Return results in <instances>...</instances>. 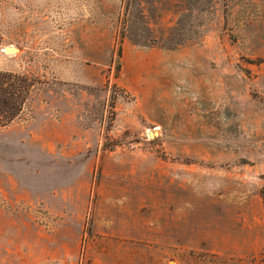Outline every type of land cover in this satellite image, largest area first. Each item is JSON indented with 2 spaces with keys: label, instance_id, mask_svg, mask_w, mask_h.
Masks as SVG:
<instances>
[{
  "label": "rangeland",
  "instance_id": "1",
  "mask_svg": "<svg viewBox=\"0 0 264 264\" xmlns=\"http://www.w3.org/2000/svg\"><path fill=\"white\" fill-rule=\"evenodd\" d=\"M0 35L39 83L0 129V264H90L120 193L167 210V264H264V0H0Z\"/></svg>",
  "mask_w": 264,
  "mask_h": 264
},
{
  "label": "crops",
  "instance_id": "2",
  "mask_svg": "<svg viewBox=\"0 0 264 264\" xmlns=\"http://www.w3.org/2000/svg\"><path fill=\"white\" fill-rule=\"evenodd\" d=\"M139 78L142 80L141 76ZM108 184L119 186L122 192L128 189L106 178L101 179L100 189ZM131 195L134 196L120 193L98 197L91 209L89 235L84 226L78 249L76 252L69 249L66 259L76 258L79 262L83 259L90 264H167L170 242L179 238L178 232L174 236L170 233L167 210L165 219L154 222L151 207L147 210L145 204H141L137 208ZM39 234L47 251L46 262L52 263V236L43 227Z\"/></svg>",
  "mask_w": 264,
  "mask_h": 264
},
{
  "label": "trees",
  "instance_id": "3",
  "mask_svg": "<svg viewBox=\"0 0 264 264\" xmlns=\"http://www.w3.org/2000/svg\"><path fill=\"white\" fill-rule=\"evenodd\" d=\"M2 45L3 38L0 35V50ZM122 52L120 48L119 56ZM38 84L37 78L32 76L0 69V129L10 126L19 118Z\"/></svg>",
  "mask_w": 264,
  "mask_h": 264
},
{
  "label": "bare ground",
  "instance_id": "4",
  "mask_svg": "<svg viewBox=\"0 0 264 264\" xmlns=\"http://www.w3.org/2000/svg\"><path fill=\"white\" fill-rule=\"evenodd\" d=\"M6 51H10L9 53H13V52H15V49H13V48H9V49H7Z\"/></svg>",
  "mask_w": 264,
  "mask_h": 264
},
{
  "label": "water",
  "instance_id": "5",
  "mask_svg": "<svg viewBox=\"0 0 264 264\" xmlns=\"http://www.w3.org/2000/svg\"><path fill=\"white\" fill-rule=\"evenodd\" d=\"M2 52H3V53H7V52H8V54H9L10 51L2 50Z\"/></svg>",
  "mask_w": 264,
  "mask_h": 264
}]
</instances>
